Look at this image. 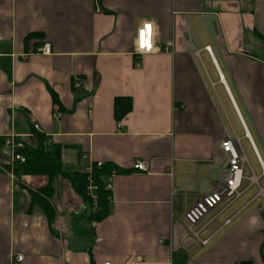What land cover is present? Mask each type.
Segmentation results:
<instances>
[{
    "label": "crops",
    "instance_id": "0c3cea01",
    "mask_svg": "<svg viewBox=\"0 0 264 264\" xmlns=\"http://www.w3.org/2000/svg\"><path fill=\"white\" fill-rule=\"evenodd\" d=\"M146 19L154 50L138 55ZM118 97L131 103L119 122ZM37 134L60 150L50 180L18 175L5 145ZM226 140L243 158L239 196L190 230ZM85 167L108 193L99 220L71 183ZM48 184L49 217L30 195ZM106 262L264 264V0H0V264Z\"/></svg>",
    "mask_w": 264,
    "mask_h": 264
},
{
    "label": "built area",
    "instance_id": "2783aa9c",
    "mask_svg": "<svg viewBox=\"0 0 264 264\" xmlns=\"http://www.w3.org/2000/svg\"><path fill=\"white\" fill-rule=\"evenodd\" d=\"M171 46L170 42L164 44V49ZM154 49L140 50L137 43V31L134 43V51L138 55L149 54ZM36 54L49 55L50 46L48 43H43L35 49ZM138 65V63H137ZM80 81L75 82V87H81ZM36 127V126H35ZM5 145L11 148L12 160L15 163L23 164L25 162L24 157L20 154V149H23L25 144L22 141H13L8 139L5 141ZM221 151L226 155V163L223 167L222 179L218 181L214 189L205 195H201L195 203L185 211L184 219L188 224L190 230L196 226L206 215L217 207L221 201L225 198H236L239 196L238 186L240 180V174L242 169L243 158L238 153L235 141L226 140L220 145ZM86 156H83L85 158ZM101 162H96L94 169L102 168ZM94 169L92 167L83 168V174L85 175V194L91 202L92 212L98 211V186L94 180ZM132 169L137 172H145L147 170V164L141 160H135L132 164ZM23 259L22 255H17L14 260L21 262ZM103 264H109L108 262Z\"/></svg>",
    "mask_w": 264,
    "mask_h": 264
},
{
    "label": "trees",
    "instance_id": "16d2710c",
    "mask_svg": "<svg viewBox=\"0 0 264 264\" xmlns=\"http://www.w3.org/2000/svg\"><path fill=\"white\" fill-rule=\"evenodd\" d=\"M131 107L130 99L126 97L115 98L113 103V115L116 121H121L125 115L129 112ZM37 145L32 146L25 144L23 149H20V154L24 157L25 162L22 164L21 168L17 170V174H37L45 175L50 180L56 175H61L62 169L60 164V150L54 147L52 144L43 139L40 135H36ZM108 170H102L101 173L107 172ZM100 173L96 172L94 174L95 183L98 184V211L91 212L89 218L94 220H99L106 211V197L108 193L104 190L99 182ZM71 183L74 184V189L81 195H84L85 189V175L83 173H75L72 175ZM51 189V185L48 184L47 187L39 190V196L35 193H30L31 201L33 204L39 203L43 209L45 215L49 217L51 214L48 212L50 207L46 203V199H42L41 196L48 198L45 193ZM91 203V202H90ZM52 212V211H51ZM244 264V263H242ZM247 264V263H245Z\"/></svg>",
    "mask_w": 264,
    "mask_h": 264
},
{
    "label": "clouds",
    "instance_id": "9594fccd",
    "mask_svg": "<svg viewBox=\"0 0 264 264\" xmlns=\"http://www.w3.org/2000/svg\"><path fill=\"white\" fill-rule=\"evenodd\" d=\"M157 26L153 20L146 19L142 21V26L137 29V43L140 50H150L153 48V38L156 35ZM257 222L256 218L252 223Z\"/></svg>",
    "mask_w": 264,
    "mask_h": 264
},
{
    "label": "rangeland",
    "instance_id": "374dc122",
    "mask_svg": "<svg viewBox=\"0 0 264 264\" xmlns=\"http://www.w3.org/2000/svg\"><path fill=\"white\" fill-rule=\"evenodd\" d=\"M207 218H208V217H207ZM207 218H206V219H207ZM215 224H216V223H215ZM215 224H214V225H215ZM198 227H199V226H196L194 230H197V229H198Z\"/></svg>",
    "mask_w": 264,
    "mask_h": 264
}]
</instances>
